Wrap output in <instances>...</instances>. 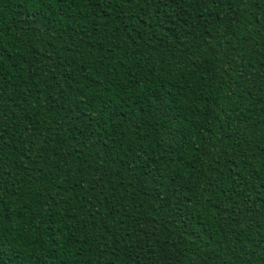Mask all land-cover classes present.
Returning a JSON list of instances; mask_svg holds the SVG:
<instances>
[{
	"label": "trees",
	"instance_id": "1",
	"mask_svg": "<svg viewBox=\"0 0 264 264\" xmlns=\"http://www.w3.org/2000/svg\"><path fill=\"white\" fill-rule=\"evenodd\" d=\"M0 264H264V0H0Z\"/></svg>",
	"mask_w": 264,
	"mask_h": 264
}]
</instances>
